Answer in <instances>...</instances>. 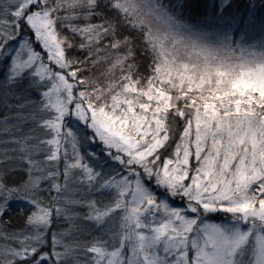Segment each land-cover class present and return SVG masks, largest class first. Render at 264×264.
I'll return each instance as SVG.
<instances>
[{
	"label": "rangeland",
	"instance_id": "1",
	"mask_svg": "<svg viewBox=\"0 0 264 264\" xmlns=\"http://www.w3.org/2000/svg\"><path fill=\"white\" fill-rule=\"evenodd\" d=\"M63 1L50 0L49 8L47 0L21 1L16 20L32 36L17 43L11 69L13 75L33 69L39 81L50 82L42 94L53 112L48 126L57 135L56 158L88 141L112 162L108 178L84 172L107 201L93 218L101 223L118 216L119 234L122 229L112 249H93L96 264H264V166L255 156L264 142V115L256 116L264 108V46L233 47L232 37L221 33L225 19L187 28L155 0H116L154 36L152 76L142 88L125 78L112 91L115 74L105 65L104 86L89 92L65 72L64 40L51 16ZM174 93L189 98L194 111L174 149L160 155ZM208 139L204 163L192 168L191 157L202 155ZM232 161L236 168L229 167ZM76 181L82 184V177ZM50 223V215L38 211L31 225L46 229Z\"/></svg>",
	"mask_w": 264,
	"mask_h": 264
},
{
	"label": "trees",
	"instance_id": "2",
	"mask_svg": "<svg viewBox=\"0 0 264 264\" xmlns=\"http://www.w3.org/2000/svg\"><path fill=\"white\" fill-rule=\"evenodd\" d=\"M21 1L0 0V264H96L93 249H112L122 229L119 234L118 216L101 223L93 218L94 211L107 205V201L95 192L97 181L91 184L84 172L92 170L108 178L114 172L112 162L99 145L88 141L73 146L67 156L58 151L59 157H55L53 142L57 135L48 126L53 112L44 105L42 94L49 90L50 82L39 81L33 69L12 74L14 49L19 40L31 35L30 29L16 20ZM115 1L64 0L55 13L51 12L64 40L66 75L75 74L85 91L104 86L105 65H109L107 71L115 74L112 91L125 78L138 80L142 88L152 76L158 54L154 36L138 17L118 9ZM155 1L187 28L208 21L214 26L225 19L226 29L221 33L232 37L233 47L264 46V0H227L224 6L220 0ZM114 94L111 92L110 96ZM173 97L162 129L168 140L160 155L174 149L194 111L189 98L185 100L176 93ZM262 109L257 117L263 118ZM68 124L73 129L76 126L73 122ZM84 131L88 134V130ZM64 135L63 128L61 144ZM210 145L208 139L202 155H191L192 168L204 163ZM255 156L260 167L264 166V142H260ZM78 159L81 165L70 166ZM232 162L229 167L236 168ZM79 177L82 184L76 181ZM64 192L65 197H61ZM38 211L50 215L48 228L31 225Z\"/></svg>",
	"mask_w": 264,
	"mask_h": 264
}]
</instances>
